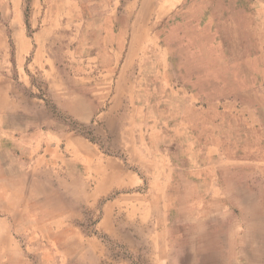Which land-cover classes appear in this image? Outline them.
Masks as SVG:
<instances>
[{"label": "rangeland", "instance_id": "374dc122", "mask_svg": "<svg viewBox=\"0 0 264 264\" xmlns=\"http://www.w3.org/2000/svg\"><path fill=\"white\" fill-rule=\"evenodd\" d=\"M0 264H264V0H0Z\"/></svg>", "mask_w": 264, "mask_h": 264}]
</instances>
